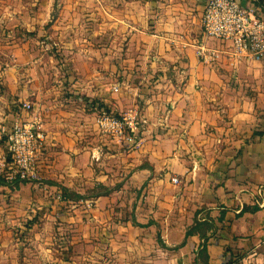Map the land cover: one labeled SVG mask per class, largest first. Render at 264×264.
<instances>
[{
	"label": "crops",
	"instance_id": "crops-1",
	"mask_svg": "<svg viewBox=\"0 0 264 264\" xmlns=\"http://www.w3.org/2000/svg\"><path fill=\"white\" fill-rule=\"evenodd\" d=\"M207 1L0 0V157L20 103L45 135L42 185L0 184V264H264V58L204 39ZM136 107L137 148L99 130Z\"/></svg>",
	"mask_w": 264,
	"mask_h": 264
},
{
	"label": "built area",
	"instance_id": "built-area-1",
	"mask_svg": "<svg viewBox=\"0 0 264 264\" xmlns=\"http://www.w3.org/2000/svg\"><path fill=\"white\" fill-rule=\"evenodd\" d=\"M202 30L204 39L230 42L237 57L264 58V19L258 18L253 8L242 6L239 0H208L202 15ZM197 56L208 64L217 58L216 53L203 48L198 50ZM18 110L28 119L25 122L16 120L4 134L0 177L8 183L18 179L19 183L41 186L37 164L45 142L42 118L33 112L30 103H20ZM98 128L117 142L135 149L141 142V112L137 107L118 115L102 110ZM171 182L177 184L179 181L173 178ZM59 199L65 200L61 196Z\"/></svg>",
	"mask_w": 264,
	"mask_h": 264
},
{
	"label": "trees",
	"instance_id": "trees-1",
	"mask_svg": "<svg viewBox=\"0 0 264 264\" xmlns=\"http://www.w3.org/2000/svg\"><path fill=\"white\" fill-rule=\"evenodd\" d=\"M19 183L18 179L8 183L4 180V178L0 177V184L2 185H11V186H17ZM111 191L109 190H106V189H102L101 187H96L94 188V190L92 191V194L91 195H88V196H81V195H78V194H75V193H70L66 190H62V197L69 200V201H79V200H84L86 198H98L100 196H107L108 194H110ZM197 225V224H196ZM195 225V227H196ZM195 227H191L187 230L186 232V237L192 235L195 233ZM208 229H211L208 228ZM198 255L199 256H203V257H206V241H204L198 251ZM204 264H207V263H204Z\"/></svg>",
	"mask_w": 264,
	"mask_h": 264
},
{
	"label": "rangeland",
	"instance_id": "rangeland-1",
	"mask_svg": "<svg viewBox=\"0 0 264 264\" xmlns=\"http://www.w3.org/2000/svg\"><path fill=\"white\" fill-rule=\"evenodd\" d=\"M91 194H92V192H89V193L86 194V196H87V195H91ZM87 208H88V207H87ZM88 209H89V208H88Z\"/></svg>",
	"mask_w": 264,
	"mask_h": 264
}]
</instances>
